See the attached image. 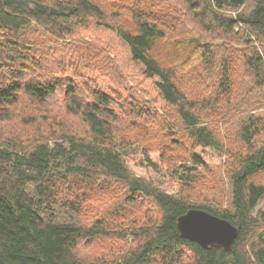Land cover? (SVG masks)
<instances>
[{
  "label": "trees",
  "instance_id": "1",
  "mask_svg": "<svg viewBox=\"0 0 264 264\" xmlns=\"http://www.w3.org/2000/svg\"><path fill=\"white\" fill-rule=\"evenodd\" d=\"M92 28L115 37L122 62L171 111L159 116L123 84L151 118L150 133L132 134L126 100L117 109L113 92L89 84L93 70L105 80L118 70ZM59 90L60 112L41 109ZM262 103L264 0H0V264H264V206L255 211L264 197ZM232 117H240L234 151L210 127ZM152 145L177 180L172 193L128 166L138 153L163 178ZM202 151L222 159L226 181ZM105 180L122 186L125 203L149 200L153 213L125 234L105 219L82 224ZM216 181L227 190L197 191ZM191 208L241 225L230 251L180 235L177 217ZM112 231L131 239L124 253L79 256L80 241Z\"/></svg>",
  "mask_w": 264,
  "mask_h": 264
},
{
  "label": "rangeland",
  "instance_id": "2",
  "mask_svg": "<svg viewBox=\"0 0 264 264\" xmlns=\"http://www.w3.org/2000/svg\"><path fill=\"white\" fill-rule=\"evenodd\" d=\"M252 1V0H251ZM252 5V2L248 3L246 7H243L241 11H248ZM113 7L115 8H121L117 3H113ZM109 10V8L107 9ZM123 13V11H121ZM128 24V23H127ZM185 28L189 29L188 26ZM94 36L96 41L99 44H105L106 50L110 53L115 60L116 66L118 64V70L116 72H113L111 75V80H105L102 79L96 70H93L92 73L94 76H91V80H89V84L92 82H95L96 85L100 88H103L106 91L113 92V103L117 109L122 108V105L118 103V100L125 101L128 105L126 109H130V112L125 117H135V121H132L129 124L128 129L132 134H138L141 132V130L148 129L147 131L150 133V129L154 128L151 124V118L145 117L146 114L143 113V110L145 109L144 106H137V103L133 102L136 98L135 95L131 96L130 92L127 95L128 89L126 85H128L129 88H132L142 99L143 102L140 101V103H148V107H151L159 116L166 117L167 115H172L171 111L167 109V106L162 101V99L158 96V92L154 88V86L151 84L150 81H147L143 76L137 74L128 64L123 63L122 60L119 58V54L121 52V44L117 42L115 37L111 34L105 33V32H98L94 30L93 28L89 30ZM180 33L177 31L173 32L174 40L177 39L176 36L180 37ZM205 38H210L211 34H205ZM35 36V35H34ZM33 36V37H34ZM210 36V37H209ZM88 39V38H86ZM104 46V45H103ZM102 46V47H103ZM118 53V55H117ZM91 59L87 60L88 65ZM115 67V66H113ZM183 72V71H181ZM185 72V71H184ZM180 72L178 71V74ZM194 77L193 73H189L185 76L186 81L193 82L191 79ZM75 81L76 78L74 79ZM94 80V81H93ZM212 80L214 78L212 77ZM112 82V83H111ZM81 83V82H80ZM93 84V83H92ZM79 87V85H77ZM120 89V90H117ZM59 90L58 93H55L52 97H50L46 103L41 107V109L48 110H57V112H60L61 107V98L62 93ZM250 92L257 91L256 89L249 90ZM134 93V92H133ZM136 94V95H137ZM132 98H128V97ZM128 98V99H127ZM139 104V103H138ZM143 105V104H142ZM232 106L236 105V101L232 102ZM262 106H264V103H262ZM253 107V106H252ZM252 107L250 109H252ZM40 109V107H38ZM264 109V108H263ZM37 110V109H36ZM259 110H262V108H259ZM35 111V109H34ZM246 111V109H244ZM250 111V110H249ZM238 114V110H237ZM242 116V113H239ZM240 116V117H241ZM238 117V118H240ZM238 118L232 117L227 119L219 118L217 120V128L211 127L214 129L215 133L224 141L225 145H229L231 150H235V147L238 143L237 138V127H238ZM228 120V121H227ZM75 122V120H72ZM208 121V120H207ZM212 124V121H211ZM2 124L0 123V127ZM155 129V128H154ZM149 155L152 158L153 161L159 162V149L152 145L149 147ZM197 151H200L199 148H197ZM201 152V151H200ZM203 158H205L206 162L208 163V166L213 169V173H216L219 175V177H223L224 181H226L225 172L223 167L220 166V163L222 161L221 158L216 157L213 153H209L207 151H202ZM143 159L140 154H135L132 157L128 159V166L130 169L137 175L146 179H155L159 185L167 192L172 193L179 189V185L177 183V180L167 175L166 172V165H161L159 162L161 172L165 174L163 178H160L159 173L157 174L151 168L145 166L142 164ZM261 180L264 181V173L261 175ZM100 181V180H99ZM98 181V185H95V196L93 198L88 199L85 202L86 208L84 211L81 212V215L79 216V221L82 224L88 225L93 223L97 219H105L108 222V227L110 229H122L121 233H126L124 227L131 226L133 224V220L136 221V224L142 223V221L145 218V215L153 213L152 209L149 206V200L147 201H136L132 204L125 203L124 200L121 198L120 193L123 192L122 186L120 184H116L114 182H107L105 180V188L102 186ZM109 186V187H108ZM209 189L202 190L201 187H197V191H202L203 193L212 191L219 192L221 190H227V187L223 184L220 185L218 181L216 182H210L208 185ZM96 197V198H95ZM125 206L124 209L118 210L119 212H115V208L119 205ZM264 206V197L261 198L255 207V211L258 210L260 207ZM143 216V217H142ZM130 219V220H129ZM116 231L109 232L108 235L96 238L94 240L90 241H80L77 246V253L82 258H88V257H94L96 255H100L101 253H105L108 255H120L124 253L127 248L129 247L131 243V239L129 237H118L116 234Z\"/></svg>",
  "mask_w": 264,
  "mask_h": 264
},
{
  "label": "water",
  "instance_id": "3",
  "mask_svg": "<svg viewBox=\"0 0 264 264\" xmlns=\"http://www.w3.org/2000/svg\"><path fill=\"white\" fill-rule=\"evenodd\" d=\"M240 226L199 208L188 209L176 220L182 237L197 242L205 249L219 247L225 251L231 250Z\"/></svg>",
  "mask_w": 264,
  "mask_h": 264
}]
</instances>
